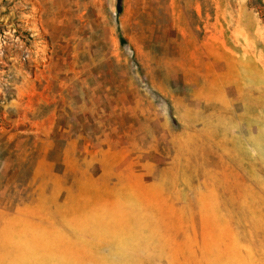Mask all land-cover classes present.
<instances>
[{"label": "rangeland", "instance_id": "374dc122", "mask_svg": "<svg viewBox=\"0 0 264 264\" xmlns=\"http://www.w3.org/2000/svg\"><path fill=\"white\" fill-rule=\"evenodd\" d=\"M0 264H264V0H0Z\"/></svg>", "mask_w": 264, "mask_h": 264}]
</instances>
